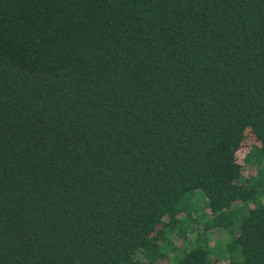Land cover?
Instances as JSON below:
<instances>
[{
    "label": "trees",
    "instance_id": "1",
    "mask_svg": "<svg viewBox=\"0 0 264 264\" xmlns=\"http://www.w3.org/2000/svg\"><path fill=\"white\" fill-rule=\"evenodd\" d=\"M219 260L264 264V0H0V264Z\"/></svg>",
    "mask_w": 264,
    "mask_h": 264
},
{
    "label": "rangeland",
    "instance_id": "2",
    "mask_svg": "<svg viewBox=\"0 0 264 264\" xmlns=\"http://www.w3.org/2000/svg\"><path fill=\"white\" fill-rule=\"evenodd\" d=\"M238 158L239 159L241 158V154H239ZM218 264H227V261L226 260H219Z\"/></svg>",
    "mask_w": 264,
    "mask_h": 264
}]
</instances>
